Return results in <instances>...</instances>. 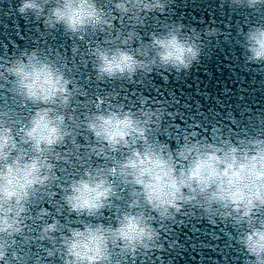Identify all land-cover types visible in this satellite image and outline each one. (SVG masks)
Instances as JSON below:
<instances>
[{
	"label": "clouds",
	"instance_id": "obj_1",
	"mask_svg": "<svg viewBox=\"0 0 264 264\" xmlns=\"http://www.w3.org/2000/svg\"><path fill=\"white\" fill-rule=\"evenodd\" d=\"M174 4L0 0L5 16L43 26L32 46L10 40L9 52L0 41V264H146L154 253L186 250L172 226L197 217L226 221L244 264H264V109H241L249 115L239 132L219 121L208 130L210 121L189 123L168 99L138 91L126 103L119 88L89 92L74 74L89 63L101 84L188 74L223 30L211 18L201 17L202 27L183 13L173 19ZM220 5L257 17L223 42L235 40L245 64L264 70V0ZM61 30L70 53L45 46ZM33 245L40 253L29 254ZM192 247L215 250L204 241Z\"/></svg>",
	"mask_w": 264,
	"mask_h": 264
},
{
	"label": "water",
	"instance_id": "obj_2",
	"mask_svg": "<svg viewBox=\"0 0 264 264\" xmlns=\"http://www.w3.org/2000/svg\"><path fill=\"white\" fill-rule=\"evenodd\" d=\"M172 7L175 9L173 19L180 17L183 13L185 23H193L202 27L200 18L203 17L206 23L211 18L223 30L220 44L212 49L210 58L202 57L201 62L194 64L188 74L154 72L150 82L137 83L133 80L127 84L123 81L101 84L95 81L90 63L87 66L81 64L79 71L74 74L80 78V83L89 92L99 93L101 88L117 87L121 92L119 99L130 103L129 98L134 100L135 94L142 91L146 96H157L159 99L171 101L172 107L169 110L179 109L185 114L189 123L199 119L201 124H205V120H207L211 123L205 124V127L211 130L212 125L219 121L223 126H226L225 130L231 128L235 132H239L238 125L246 123L241 119V116L249 115L247 112L243 113L241 109L251 107L254 113L264 109V70L255 65H246L242 56L243 49L235 43V40L231 44L224 43L223 36L229 32L235 36L237 25L246 28L247 23H254L257 17L254 14H248L246 21L245 10L230 12L227 5L221 7L220 0H176V4ZM4 10H8L6 2ZM4 10H0V21H2L0 22V41L8 43L9 52L13 47L9 43L10 40L16 41L21 47H24L26 42L27 46H32L34 38L38 35L39 22H34L31 18L5 16ZM5 23L8 25L7 28L4 27ZM39 29L43 30L42 23H39ZM36 42L40 43V41ZM72 43L73 41L69 40L67 35L62 34L61 30L55 32L54 38L48 37L45 46L51 45L70 53ZM0 52H3L2 45H0ZM164 76H167L166 81ZM4 99L5 95L0 90V102H3ZM183 105L186 107H182ZM21 111H26V109H21ZM232 116L237 119L234 121ZM177 117L175 123H185V120ZM197 130L201 131L203 135H208V132L203 128ZM81 142H84L83 137H81ZM170 142L175 144L174 141ZM69 171L74 172L75 169H69ZM59 174L67 175L68 173ZM110 216V213H106V217L110 218ZM172 227L176 232L175 239L178 243L184 244L186 250L181 249L179 254L175 252L154 253L152 261L149 262L145 258L146 264H161V261L167 264L170 257L172 258L171 264H244L245 254L239 250L240 246L236 244L235 240H230V237L226 235L229 232L233 236L235 235V230L226 221L213 226L206 220L197 217L186 226L180 224ZM200 241L214 245L215 250L213 248L194 249L192 245ZM230 244L232 246H229ZM165 245L167 247V242ZM40 251L33 245L29 254H37ZM157 255H159V259H156ZM54 264H59V261H55ZM127 264H133L132 259ZM135 264H141V261L137 259Z\"/></svg>",
	"mask_w": 264,
	"mask_h": 264
},
{
	"label": "snow or ice",
	"instance_id": "obj_3",
	"mask_svg": "<svg viewBox=\"0 0 264 264\" xmlns=\"http://www.w3.org/2000/svg\"><path fill=\"white\" fill-rule=\"evenodd\" d=\"M177 118H178V119H181V117H180V116H178ZM181 125L183 126V124H181ZM149 262H150V261H149Z\"/></svg>",
	"mask_w": 264,
	"mask_h": 264
}]
</instances>
